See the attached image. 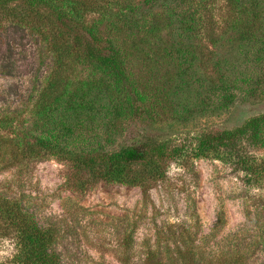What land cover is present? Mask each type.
<instances>
[{
  "label": "rangeland",
  "instance_id": "374dc122",
  "mask_svg": "<svg viewBox=\"0 0 264 264\" xmlns=\"http://www.w3.org/2000/svg\"><path fill=\"white\" fill-rule=\"evenodd\" d=\"M97 1L100 10L82 18L99 28L100 48L112 40L128 85L114 86L73 49L61 66L49 41L0 23V198L51 231L60 264H264V178L193 151L198 137L264 115V0H133L142 9L127 21L122 3ZM182 14L194 15L193 30L179 28ZM132 19L140 28L127 27ZM152 22L159 30L149 33ZM57 86L63 99L106 106L75 118L63 99L43 97ZM146 138L182 151L166 153L160 178L132 164L145 176L136 185L92 181L67 159L24 152L45 139L95 156ZM260 140L257 161L264 128ZM12 237L0 236V264L15 263Z\"/></svg>",
  "mask_w": 264,
  "mask_h": 264
},
{
  "label": "trees",
  "instance_id": "16d2710c",
  "mask_svg": "<svg viewBox=\"0 0 264 264\" xmlns=\"http://www.w3.org/2000/svg\"><path fill=\"white\" fill-rule=\"evenodd\" d=\"M78 1L81 0H0V23L6 20L14 28L28 27L33 33L49 41L52 51L57 56V63L60 65L70 56L73 49L78 54L77 58L90 62L107 73L114 86L128 85L119 52L112 40H107L105 42L107 45L100 48L98 46L101 41L99 28L95 24L86 25L82 18L85 14L99 11L102 6L98 4L97 0H85L77 5ZM114 1L117 5L123 4L125 12L122 13L126 21L127 14H134L142 9L134 5L133 0ZM80 9L82 10L79 11ZM108 9L109 7L104 11L109 13ZM119 16L121 17V14ZM180 17L182 19L178 20V26L185 31L193 30L197 25L194 15L193 18L190 14L184 17L182 14ZM252 17L253 20L258 19L260 14H252ZM135 21L134 19L130 20L127 27L139 26L138 28H140L139 21L137 24ZM158 30L159 27L153 22L148 28L149 33ZM241 35L244 39L249 37V34L246 33H241ZM0 68L3 72L4 66L1 65ZM58 88L59 86L55 88L56 92H58ZM61 89L63 90L57 95L51 92L44 94L43 97H54L56 102L61 101L65 96V86ZM218 89L223 91L224 88ZM134 96L141 97L137 93L135 95V92ZM66 97L67 99H63L64 110L74 113L75 118L80 113L85 114L100 109V105H102V109L106 106L103 104L96 106L99 103L98 100L91 101V104L86 101L80 102V95H75V100L68 98L70 96ZM263 128L264 115L252 117L233 129L198 137L193 151L197 157L226 158V161H233L236 168L242 170L246 176L259 181L264 178V160L257 161L253 157L252 150L259 146ZM61 129L65 135L72 133V129L63 124H61ZM165 145L146 138L118 152L102 153L95 156H90L88 153L87 156H83L67 152L50 140L40 139L37 146L27 144L24 152L26 156L32 158L35 148H37L63 160L67 159L74 163L78 170L86 171L92 181L103 179L110 183L136 185L141 184L145 180V176H142V172L133 173L129 169L132 164L143 163L148 167V171L144 172L147 176L160 178L162 176L160 161L166 153L167 156L180 155L182 151L180 147L174 146L172 150L166 152L168 146ZM78 187L82 189V185ZM0 222V228L3 231L0 236L7 237L13 234L12 239L18 246L14 264H60L51 247L54 241L51 231L38 228L32 215L28 214L16 200L0 198Z\"/></svg>",
  "mask_w": 264,
  "mask_h": 264
}]
</instances>
